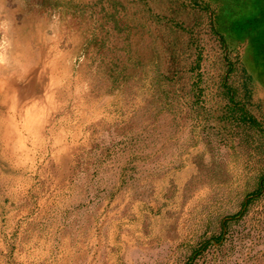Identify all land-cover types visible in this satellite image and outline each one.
Segmentation results:
<instances>
[{
    "label": "rangeland",
    "instance_id": "rangeland-1",
    "mask_svg": "<svg viewBox=\"0 0 264 264\" xmlns=\"http://www.w3.org/2000/svg\"><path fill=\"white\" fill-rule=\"evenodd\" d=\"M218 9L0 0V264H264V78Z\"/></svg>",
    "mask_w": 264,
    "mask_h": 264
},
{
    "label": "trees",
    "instance_id": "trees-1",
    "mask_svg": "<svg viewBox=\"0 0 264 264\" xmlns=\"http://www.w3.org/2000/svg\"><path fill=\"white\" fill-rule=\"evenodd\" d=\"M210 1L219 5L214 20L217 34L233 50L246 45L245 70L264 78V0Z\"/></svg>",
    "mask_w": 264,
    "mask_h": 264
}]
</instances>
